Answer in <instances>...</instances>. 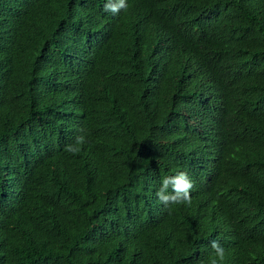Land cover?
<instances>
[{"label":"trees","instance_id":"trees-1","mask_svg":"<svg viewBox=\"0 0 264 264\" xmlns=\"http://www.w3.org/2000/svg\"><path fill=\"white\" fill-rule=\"evenodd\" d=\"M116 1L0 0V264H264V0Z\"/></svg>","mask_w":264,"mask_h":264},{"label":"clouds","instance_id":"clouds-1","mask_svg":"<svg viewBox=\"0 0 264 264\" xmlns=\"http://www.w3.org/2000/svg\"><path fill=\"white\" fill-rule=\"evenodd\" d=\"M102 3V1H101ZM117 6L109 8V5H106L105 10H111L113 13L129 10L131 4L129 0H117ZM104 7L101 5V8ZM121 9V10H120ZM120 10V11H119ZM85 143V138L83 136H78L76 138V145L66 146L65 151L76 155L79 153L80 149L78 145ZM169 187L172 188L173 194H166ZM193 188V182L188 177L186 172H179L175 176L165 177L161 181V187L156 192L158 200L167 205L169 203H191L190 200V190ZM211 247L215 253V257L211 260V264H218V261H223L224 259V249L220 246L218 241H213ZM218 258V259H217Z\"/></svg>","mask_w":264,"mask_h":264}]
</instances>
